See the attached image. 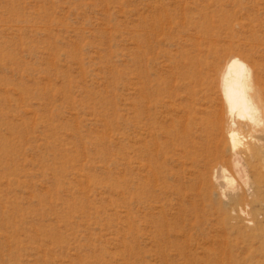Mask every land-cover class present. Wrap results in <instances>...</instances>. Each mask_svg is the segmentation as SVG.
<instances>
[{
	"label": "rangeland",
	"instance_id": "1",
	"mask_svg": "<svg viewBox=\"0 0 264 264\" xmlns=\"http://www.w3.org/2000/svg\"><path fill=\"white\" fill-rule=\"evenodd\" d=\"M226 54L264 74V0H0V264H264L261 143L231 190L205 113L169 121Z\"/></svg>",
	"mask_w": 264,
	"mask_h": 264
},
{
	"label": "bare ground",
	"instance_id": "2",
	"mask_svg": "<svg viewBox=\"0 0 264 264\" xmlns=\"http://www.w3.org/2000/svg\"><path fill=\"white\" fill-rule=\"evenodd\" d=\"M200 68L193 84L199 93L198 101L201 106L198 107V111L194 110V103L190 98L192 91L191 88H187L188 97L181 116L177 114L176 117H170L169 121L182 120L186 135L189 136L192 123L198 115L205 113L200 117V121L203 124L213 123L218 133L221 132V137L226 142L223 149L228 153V164L235 175L227 172L228 164L219 162L214 167V181L219 186L229 187L231 190L247 188L255 183V166L250 159V155L253 154L250 143L258 141L264 150V74L257 62L234 54L216 57ZM143 82L138 92L139 114L144 102L149 111L148 109L153 107L156 101V97H153L151 92L144 90ZM245 125L246 130L243 128ZM165 128L171 127L166 125ZM148 134L149 161L152 166L154 153L159 148V144L151 128ZM241 145L246 147L245 153L240 152ZM243 155L246 157L245 161Z\"/></svg>",
	"mask_w": 264,
	"mask_h": 264
}]
</instances>
